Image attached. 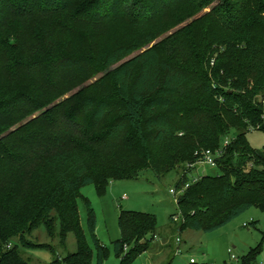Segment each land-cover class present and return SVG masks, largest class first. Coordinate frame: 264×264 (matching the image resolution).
Returning a JSON list of instances; mask_svg holds the SVG:
<instances>
[{"label":"trees","instance_id":"trees-1","mask_svg":"<svg viewBox=\"0 0 264 264\" xmlns=\"http://www.w3.org/2000/svg\"><path fill=\"white\" fill-rule=\"evenodd\" d=\"M190 1L0 0V186L16 185L17 169L39 159L49 181L27 196L20 184L0 200V264H32L21 250L30 245L27 236L44 226L53 239L56 223L64 239L75 234L78 241L67 264H87L92 255L77 200L85 186L95 184L101 193L112 180L139 178L140 168L120 171L123 160L112 154L127 149L129 138L144 170L159 179L177 165L184 164V171L198 151L223 150L220 174L203 176L179 198L171 222L179 215L180 231L213 232L252 208L264 210V147L254 149L248 141L250 133L264 132V0H222L217 26L206 34L200 30L214 42L200 43L191 27L171 37L164 56L155 47L143 50L159 38L168 13ZM203 1L210 6L217 0ZM13 18H21L20 31L9 36ZM215 44L224 46L216 57L210 54ZM104 72L75 110L87 120L81 127L105 130L92 159L120 162L93 166L90 152L63 138V131L50 138L40 134L51 143L37 154L39 134L13 131L72 86ZM188 180L180 179L177 188ZM118 225L115 251L135 245L122 264L150 252L155 216L123 212ZM89 228L97 264H103L108 254L95 236L92 209Z\"/></svg>","mask_w":264,"mask_h":264},{"label":"rangeland","instance_id":"rangeland-1","mask_svg":"<svg viewBox=\"0 0 264 264\" xmlns=\"http://www.w3.org/2000/svg\"><path fill=\"white\" fill-rule=\"evenodd\" d=\"M195 2L190 1L176 11L168 13L159 38L143 50L155 47L164 56L171 37L191 27L194 28L193 34L200 43L214 42L215 37H212L211 33L208 36L203 34H206L204 30L207 28L211 31L214 25L217 26L219 18L217 14L222 6V0H217L210 6H206V2L203 0H195ZM189 14H192L191 17H188ZM20 20L21 18H13L9 22L10 24L8 23L5 30L7 35L18 34ZM197 22L201 23L195 25ZM200 30L204 31L203 34ZM223 48V45L215 44L210 54H214L216 50H223ZM218 54L216 53L214 56L216 57ZM105 74L106 72L96 78L72 86L54 104L20 121L13 131L24 129L34 135L39 134L35 142L37 154L47 150L48 143H51L49 140H44L41 135L50 138L58 136L63 131V138H70L83 150L90 152H88L87 158H91L93 166L98 165V168H101L104 166V162L110 166L120 162H114L113 158L107 157H102V161L101 159H92L93 153L98 151L97 149L102 144L99 138L105 130L91 132L87 126L81 127L80 124H87V120L83 119L80 112L75 110L79 97L87 94L91 85L104 77ZM78 130L80 131L78 132ZM190 141L193 142L191 137ZM248 141L252 148L262 150L264 132L250 133ZM112 154L116 159L123 160L120 162L122 166L120 171L140 168L141 175L133 181L112 180L101 193L95 184L81 188V198L77 200V205L84 241L92 255L87 264H97L98 262V248L89 228L90 209L94 211L96 218L95 236L108 254L104 258L103 264H122L127 255L135 248V245H131L120 253L115 251V243L121 239L118 222L123 212L153 215L158 223L157 237L149 244L150 252L139 255L131 264H190L191 259H194L197 264H245V260L249 264H264V210L252 208L230 224L213 232L206 233L190 229L182 232L180 231L183 223L181 219L175 224L171 222V217L179 213L178 204L170 191L177 186L181 179L184 164L177 165L172 173L159 179L151 171L144 170L143 157L137 149L133 148L130 138L127 149L113 151ZM43 163V160L39 159L35 165L29 168H18L14 178L16 185L2 184L0 186V200L7 199L20 184L24 185L23 192L27 196L36 192L42 184L49 183L47 170ZM195 171L193 175L220 174L218 168L207 166H200ZM54 228H56V237L53 239L44 226L27 236L26 239L30 245L21 248L25 259L31 260L32 264H67L68 258L78 253L79 245L75 234H69L64 239L65 235L61 233L59 223H56ZM177 238L182 240L180 246L176 242ZM178 249H181L180 255H176Z\"/></svg>","mask_w":264,"mask_h":264},{"label":"built area","instance_id":"built-area-1","mask_svg":"<svg viewBox=\"0 0 264 264\" xmlns=\"http://www.w3.org/2000/svg\"><path fill=\"white\" fill-rule=\"evenodd\" d=\"M229 146V141L226 140L224 143V147L226 148ZM223 150H217L216 152H213L211 150L207 151H198L196 152L195 156L198 158V160L194 163H190L186 166V169L183 171L181 175V179L188 178L189 180L185 185H182L181 188H177V186L172 189L170 192L175 197V200L178 204L179 198L190 188V186L193 183L198 182L203 175H193L194 171L197 170L200 166H207L211 168H217L218 167V160L222 157ZM196 172V171H195ZM180 216H176L174 218L175 222H178L180 220ZM245 227H248L245 225ZM177 244L180 246L182 244L181 238H177ZM10 247V246H9ZM181 254V249H178L176 252V255ZM190 264H197V262L194 259H191Z\"/></svg>","mask_w":264,"mask_h":264},{"label":"crops","instance_id":"crops-1","mask_svg":"<svg viewBox=\"0 0 264 264\" xmlns=\"http://www.w3.org/2000/svg\"><path fill=\"white\" fill-rule=\"evenodd\" d=\"M168 264H171V263H168Z\"/></svg>","mask_w":264,"mask_h":264}]
</instances>
